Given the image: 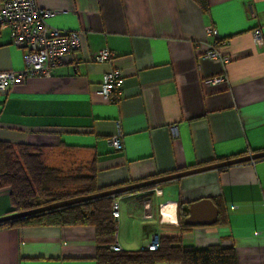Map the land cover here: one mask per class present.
Listing matches in <instances>:
<instances>
[{"label":"crops","instance_id":"1","mask_svg":"<svg viewBox=\"0 0 264 264\" xmlns=\"http://www.w3.org/2000/svg\"><path fill=\"white\" fill-rule=\"evenodd\" d=\"M205 1L202 10L196 0H37L54 11L51 27L80 33L79 47L51 76L0 92V141L42 147L43 163L65 174L93 169L100 188L264 151V46L252 36L259 28L264 39V0ZM209 27L217 38L206 35ZM209 45L229 61L202 58ZM101 49L110 58L93 61ZM24 52L8 29L0 32V71L22 69ZM112 69L122 82L109 101L98 87ZM220 75L221 83L203 82ZM117 129L116 150L108 139ZM9 194L0 188V216L11 209ZM203 198L216 206V222L181 227L178 204L184 211ZM115 200L114 241L124 251L165 235L199 248L232 245L237 264H264V157ZM0 264H96L94 227H2Z\"/></svg>","mask_w":264,"mask_h":264},{"label":"trees","instance_id":"2","mask_svg":"<svg viewBox=\"0 0 264 264\" xmlns=\"http://www.w3.org/2000/svg\"><path fill=\"white\" fill-rule=\"evenodd\" d=\"M196 2L202 10L207 8L205 0H196ZM42 154V147L36 145L0 141V188L6 187L10 190L11 209L9 213L31 210L54 202L123 186V184H116L103 188L97 187L93 169L90 170L89 175L65 174L58 168L46 166L43 163ZM239 156L243 155L237 154L231 158ZM231 158H218L216 161ZM151 178L154 177L141 179V181ZM154 186L149 185L136 190ZM120 194L100 196L12 219L1 223L0 228L92 226L95 231L96 264H157L159 262L237 264L236 253L232 245H212L199 248L183 245L175 236L159 235L157 237L158 246L155 250L147 248L136 251L111 250L110 245L114 243L115 237V223L111 216L110 204ZM177 211L179 225L184 228L188 227L183 222L188 209L182 211L179 203Z\"/></svg>","mask_w":264,"mask_h":264},{"label":"built area","instance_id":"3","mask_svg":"<svg viewBox=\"0 0 264 264\" xmlns=\"http://www.w3.org/2000/svg\"><path fill=\"white\" fill-rule=\"evenodd\" d=\"M54 14V11L42 9L37 5V0H0V32L8 29L9 35L14 45L24 47V66L20 70L0 71V92H4L8 87L19 83L30 77H49L53 70L57 68L62 59L67 55H72L79 47L80 33L78 31H62L51 27L46 19ZM206 35L217 38V30L209 27ZM252 36L258 46H264V39L259 28L252 30ZM111 56L107 49L98 50L92 60L103 62ZM202 58L215 59L221 63H227L230 59L228 55H220L214 46L201 55ZM223 76L209 77L203 80L206 85H215L223 81ZM122 76L118 69L104 72L98 87L105 99L113 101L120 96ZM120 131L108 139V143L114 149H120ZM142 218L152 217V206L149 199L143 200ZM160 204V208H162ZM111 216L117 219L119 216L118 203L115 199L110 204ZM157 238L153 237L146 246L148 250L157 248ZM113 251H121V247L114 241L110 245Z\"/></svg>","mask_w":264,"mask_h":264},{"label":"water","instance_id":"4","mask_svg":"<svg viewBox=\"0 0 264 264\" xmlns=\"http://www.w3.org/2000/svg\"><path fill=\"white\" fill-rule=\"evenodd\" d=\"M262 157H264V151H259L256 153H250L247 155L234 157L231 159H226V160H222V161L209 163L206 165H201L198 167L185 169L182 171H177L174 173L154 177V178L147 179L144 181H138L135 183H130L127 185L116 187L114 189L101 191V192L94 193L91 195L78 196V197L54 202V203L44 205V206H41L38 208H34L31 210H26V211H22V212H15V213H7L3 216H0V224L5 222V221L12 220V219L20 218L23 216H27L30 214H34V213H38V212H42V211H46V210H50V209L59 208L62 206L73 204V203L87 201V200L97 198L100 196H114L116 194L129 192V191L140 189L142 187H146L149 185H155L156 186V185H159L165 181L178 179L181 177H185V176H189V175H193V174H198V173L206 172V171H210V170H216L219 168L231 166V165L246 162V161H253V160H256V159L262 158ZM216 220H217V208H216V206L212 203L210 198H203V199L193 201L189 204L188 215L184 218V223L186 225H211V224H214L216 222Z\"/></svg>","mask_w":264,"mask_h":264},{"label":"bare ground","instance_id":"5","mask_svg":"<svg viewBox=\"0 0 264 264\" xmlns=\"http://www.w3.org/2000/svg\"><path fill=\"white\" fill-rule=\"evenodd\" d=\"M168 204H169V203H168ZM166 205H167V204H166ZM166 205H165V206H166ZM165 206H164V207H165ZM169 206H171V205L169 204ZM165 208H166V207H165ZM163 214H164V218L167 217V218H170L169 221H174V220H171L172 218H171L169 215L165 216V209H164ZM173 219H174V217H173Z\"/></svg>","mask_w":264,"mask_h":264},{"label":"rangeland","instance_id":"6","mask_svg":"<svg viewBox=\"0 0 264 264\" xmlns=\"http://www.w3.org/2000/svg\"><path fill=\"white\" fill-rule=\"evenodd\" d=\"M194 175V174H193ZM177 213H178V211H177ZM114 221H116L115 219H114ZM115 234H116V231H115ZM157 243H158V240H157ZM158 246V245H157Z\"/></svg>","mask_w":264,"mask_h":264}]
</instances>
